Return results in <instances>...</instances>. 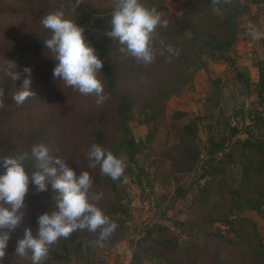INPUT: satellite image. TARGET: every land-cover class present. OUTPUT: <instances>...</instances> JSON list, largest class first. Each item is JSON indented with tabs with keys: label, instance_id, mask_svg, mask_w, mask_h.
Listing matches in <instances>:
<instances>
[{
	"label": "rangeland",
	"instance_id": "obj_1",
	"mask_svg": "<svg viewBox=\"0 0 264 264\" xmlns=\"http://www.w3.org/2000/svg\"><path fill=\"white\" fill-rule=\"evenodd\" d=\"M146 1L151 4L154 1L155 6L160 5L161 9L157 11L162 13V19L195 13L199 2ZM113 4L115 0H85L74 10L71 0H0V88L6 87L7 98L3 100L5 107L0 109V139L8 141L10 145L4 151L5 147L0 146V157L18 155L35 135V145L47 146L49 154L53 157L64 159L71 168L75 164L74 160H78V167L82 170L86 167L90 169L88 152L93 144L90 132L95 125V115L89 101L85 102V95L67 86L61 78H53L56 62L51 57L52 54L48 51L38 53L34 43L33 47L29 48L30 42L25 41L23 37H28L29 33L35 31L41 15L57 10H63L66 15H73L83 10L88 14V18L80 25L84 28L85 39L101 41L103 38H109L105 33L111 30V26L104 25V21L107 15L112 13L113 10L109 11V7ZM237 11L240 23L234 31L233 42L228 51L216 59L203 54V65L195 70L191 81L178 95H171L164 101L165 106L188 112L195 119L196 141L201 153L207 135L210 132L214 136L225 133V125L228 123L239 127L240 131L236 137H255L259 131L255 124V111L264 114V102L259 104L254 93L246 94L244 80L236 73L243 71L253 81L257 79L255 65L264 61V39L256 40L249 35L248 25L254 24L259 31L264 32V1L247 2L246 6L237 7ZM181 31L184 35L189 33L184 28ZM157 35L160 40L168 37L165 33L162 35L161 31ZM20 44L25 46L17 50V56L24 69H31L29 90L35 95L18 106L13 100V95L29 74L24 71L22 79L12 81L6 71L10 66L14 70V62L4 55L9 53L8 48L13 49ZM96 54L103 59L98 50ZM116 61L120 71V75L116 72V76L122 81L124 79L118 86L119 89H130L134 94L133 118L129 121V126L134 137L141 138L145 145L138 153V164L144 171L148 169L150 172L140 174L141 184L137 182L136 167H133L134 172L124 173L125 192L120 200L126 211L115 214L124 224L119 238L115 241L111 238L107 241L93 239L89 242L91 249L87 250L83 244H78L81 234L77 231L78 234L74 238L71 235L72 239H66L70 247L76 245V250L58 248L59 253L69 259L65 260L66 264H157L163 259V245L167 240L176 244L175 248L180 249L179 256L182 257L173 256L172 264H260L246 255V249L249 252L253 248L248 247L246 243L241 244L240 237L250 241L257 251L264 250V216L247 208L235 210L238 218L243 217L251 221V224L246 221L243 226L236 222L229 225L216 218L225 205L220 204V208L214 210L212 205L201 204L197 200V185L204 181L198 179V183H195L198 167L184 169L185 162L176 154L180 151L175 150L174 154L168 152L162 122L142 121V105L157 86L148 80V76L154 74L155 80L163 84L165 81L162 77L165 72L156 70L152 73L145 69L137 73L132 67L133 64L126 61L125 57L119 56ZM128 70L130 72L126 73ZM250 88L252 89L251 86ZM217 92L221 93L218 102L215 100ZM91 98L88 97L89 100ZM77 116L80 117L79 121ZM224 119H227V122H224ZM105 125L104 140L110 142L112 124L106 121ZM170 157H175L174 161ZM228 166L231 167L232 174L237 176V168L232 163ZM190 182L193 183L192 190L184 197L175 198L174 188L177 183L188 186ZM95 192L105 193L100 185L90 189V195H96ZM41 193L36 191L34 184L29 183L23 222L11 236L15 237V242L23 237L26 227L38 228L36 221L44 210L39 199ZM93 202L99 205L98 201ZM11 239L6 251L15 249L16 244L11 246ZM53 246L57 247L56 244ZM151 253L154 256H151ZM30 257L31 253L29 258L18 256L19 261L10 259L3 264H32Z\"/></svg>",
	"mask_w": 264,
	"mask_h": 264
},
{
	"label": "trees",
	"instance_id": "obj_2",
	"mask_svg": "<svg viewBox=\"0 0 264 264\" xmlns=\"http://www.w3.org/2000/svg\"><path fill=\"white\" fill-rule=\"evenodd\" d=\"M264 0H232L229 5H221L222 8L226 9L223 17L217 16L212 11L211 0H199L196 5L195 13L186 14L172 19H166L168 26L158 27L156 32L158 34L164 33L168 37L162 39L164 44H172L174 48L179 49V56H172L169 61V54L165 51L163 55L160 54L159 40L154 42V46L157 49L155 61L147 66L139 64L129 54L120 52L121 45L118 41H113L112 38H103L100 42L92 38H86V42L98 50L99 55L102 56L103 68L100 73V79L104 83V94L108 97L102 104L97 105L93 101L96 100L94 95L85 96V102L89 101V106L92 108V113L95 115L94 123L90 132V139L93 143L99 144L100 146L112 151V153L118 158L123 159L126 162L125 172H134L133 167L138 170L136 172L138 184L142 183L140 174L150 172L148 169L144 171V168L138 164V153L143 148L144 142L141 138H135L129 121L133 118V102L134 94L131 93L130 89L120 90V86L123 81L119 77L120 75L119 64L116 58L119 56L125 57L126 61H129L137 73L148 70L152 73L156 70L165 72V77L162 80L165 82L162 84L158 80H155V75L148 76L149 81H153V85L156 86L154 93L150 94V97L142 105L143 112V123L151 122H162V126L165 129V146L169 153L179 150L180 159L185 162L184 169H196L198 167V176L195 179V183H198V179H204L203 183H198L196 198L201 204H210L214 210L220 208V204L225 205L218 213L216 218L223 220L225 223L231 225L232 223H239L244 225L248 221H251L240 217L238 218L234 211H241L243 208L254 210L261 213L264 216V114L256 110L254 115L255 124L258 126V132L255 137H247L240 139L236 137L240 131L237 125L226 124L225 133L219 136H214L212 132L207 135L203 144V153H201L197 140V124L195 119L192 118L188 112L172 109L164 105V101L171 95H178L184 87L191 81L195 70L203 65L202 55H208L213 59L222 57L232 45L234 31L239 25V12L237 7L246 6L247 2L258 3ZM143 4L148 7H155L158 11L159 6L154 5V1L147 2L141 0ZM156 4V3H155ZM115 4L109 7V11L114 9ZM82 9V8H81ZM244 10V9H243ZM108 11V12H109ZM193 11V12H194ZM46 15V14H44ZM41 15L39 22L34 32L28 34V37L23 39L29 43V48L33 47L38 50V53L42 51H48L44 46V40L50 38L51 32L41 24ZM72 16V17H71ZM67 18L75 20L78 26L88 18L87 12L81 10L77 14L66 15ZM111 13L107 15V19L104 21V25H110ZM165 28V29H162ZM184 28L189 33L184 35L181 29ZM168 33V34H167ZM24 44L17 45L13 49L8 48V54H5V58H9L14 62V70L20 73V78L24 76V68L20 65V58L17 56L18 49L21 50ZM264 47V43L262 45ZM2 50H0V53ZM5 51H3L4 54ZM51 53V52H50ZM52 54V53H51ZM16 65V69H15ZM137 66V68H136ZM257 79L252 80L243 71H237L238 76L244 80L245 92L247 95L255 94L259 100V104L264 102V61L257 62ZM141 67V68H139ZM114 68V69H113ZM117 72V73H116ZM130 72L128 70L126 73ZM135 73V72H133ZM170 75L169 77H167ZM19 78V79H20ZM18 79V80H19ZM218 80V78H217ZM215 82V79L213 80ZM252 87V89L250 88ZM4 90L3 100H6V87H1ZM221 93H216V102L220 99ZM88 97H92L90 100ZM135 102H137L135 100ZM218 105V104H217ZM264 108V106H263ZM76 119L79 121L80 117ZM106 121L111 122V136L110 142H105L106 136L105 124ZM220 120L217 118V122ZM216 122V121H215ZM227 122V119H224ZM40 132L39 128L37 129ZM35 145V135L31 138L29 143L25 145L21 151L29 154V159L25 162L26 171L31 174L35 172L36 162L34 158H31V148ZM0 146L8 148L10 145L8 141L0 139ZM174 150V151H173ZM172 151V152H171ZM174 154V153H173ZM220 156L218 157V155ZM175 157H170L174 161ZM72 166L73 170L79 176L81 171H87L92 179V189L95 185H100L104 197L98 200V207L114 221L118 227L107 238L115 241L119 238V234L123 232L124 224L123 220L116 216L118 212L124 213L126 208L121 203L125 192V179L121 177L118 180H112L106 175H102L100 168L97 165L95 168L82 170L76 164ZM232 163L237 168L235 176L232 174L231 167L228 166ZM231 177V179H230ZM230 180V181H229ZM192 182L188 186L177 183L174 188L175 198L184 197V195L192 190ZM248 190H247V189ZM98 194L99 192H95ZM55 196L56 192L52 189L51 184H48L47 191H44L39 195L41 205L44 210L40 212L43 214L47 211H52L55 208ZM220 200V203H219ZM231 219H228V217ZM247 225V224H246ZM252 226H254L252 224ZM32 230L33 235L37 234L38 228L28 226ZM81 234L78 241L79 245H84L87 250L89 248V242L93 239H98L99 233L89 232L88 230H78ZM83 231V232H82ZM235 231V230H234ZM120 232V233H119ZM77 231L72 233V238L77 235ZM11 246L16 244L15 237H11ZM69 238V239H72ZM241 244L246 243L252 251L248 252L246 249V255L254 262L264 264V250L257 251L258 249L251 244L250 241L240 237ZM110 239V240H111ZM99 240V239H98ZM66 239L60 238L56 243L57 247L54 248L51 245L47 258L43 261V264H66L69 261L66 257L59 253V247H64L65 250L72 251L76 250V245L71 247L65 243ZM164 248L165 252L162 254V260L157 264H172L171 258L173 256H179L180 249L175 248L176 244L171 243L169 240L166 241ZM164 243V242H163ZM254 246V247H253ZM78 248V247H77ZM151 256H154L151 253ZM26 258H29V254ZM14 259L19 261L18 255H15V249L12 251H6L3 262ZM64 259V261H62ZM202 260H200L201 262ZM63 262V263H62ZM90 263V262H89Z\"/></svg>",
	"mask_w": 264,
	"mask_h": 264
},
{
	"label": "clouds",
	"instance_id": "obj_3",
	"mask_svg": "<svg viewBox=\"0 0 264 264\" xmlns=\"http://www.w3.org/2000/svg\"><path fill=\"white\" fill-rule=\"evenodd\" d=\"M84 2L71 0V7L76 10ZM211 3L213 13L223 17L226 9L221 5H229L232 0H211ZM40 22L51 32L50 38L44 40V46L56 62L53 78H61L67 86L82 95H94L95 103L102 104L108 98L100 79L103 61L95 48L86 42L84 28L78 26L75 20L67 18L63 10L47 13ZM110 25L111 30L105 35L119 42L120 52L129 54L137 63L147 66L156 59V30L161 26L166 28L168 21L162 19V13L155 7H148L141 0H115ZM248 34L256 40L264 39V32L251 23L248 25ZM159 44L160 54L166 51L169 61L172 56H179V49L172 44L165 45L163 40H159ZM24 71L29 76L13 95L18 106L35 95L29 90L31 69L25 68ZM6 75L14 82L20 78V73L13 71L11 66ZM3 96L4 90L0 88V109L5 107ZM29 158L27 152L0 157V264H3L12 233L23 222L25 197L30 182L38 193L47 191L48 184H51L56 192L55 208L38 216L35 236L30 228L25 229L23 237L16 240L15 255L27 257L31 253L32 264H43L51 245L60 238H70L78 230L98 232L99 240H106L112 235L118 225L93 202L100 200L103 193L90 195L93 182L89 172L81 171L77 176L64 159L50 155L44 144L31 148V158H34L37 168L31 174L25 168ZM88 160L89 167L98 165L101 174L114 181L124 176L127 167L123 159L96 143L90 146Z\"/></svg>",
	"mask_w": 264,
	"mask_h": 264
}]
</instances>
